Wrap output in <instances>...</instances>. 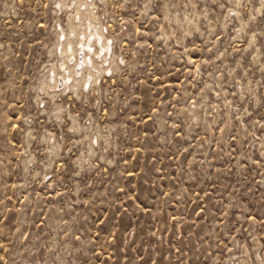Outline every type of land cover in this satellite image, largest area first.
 Segmentation results:
<instances>
[{
	"label": "rangeland",
	"instance_id": "374dc122",
	"mask_svg": "<svg viewBox=\"0 0 264 264\" xmlns=\"http://www.w3.org/2000/svg\"><path fill=\"white\" fill-rule=\"evenodd\" d=\"M84 1L0 0V264H264V0H86L43 90Z\"/></svg>",
	"mask_w": 264,
	"mask_h": 264
},
{
	"label": "bare ground",
	"instance_id": "6f19581e",
	"mask_svg": "<svg viewBox=\"0 0 264 264\" xmlns=\"http://www.w3.org/2000/svg\"><path fill=\"white\" fill-rule=\"evenodd\" d=\"M88 3L89 2H87L86 0L84 1V6L87 7L86 13H77L76 17L78 16V22L76 24L73 22L74 18L72 16V18L70 17L71 20L69 22V29L67 31L60 29V33L58 34L57 38V44L58 46H60V50L58 51L60 57L58 63H60V67L59 69L57 67L53 68L50 71L51 73H47L52 83L47 85V81L45 82V80L43 79V81L41 82V88L43 90L45 87V90L48 87L54 90L55 88L57 89V87H59L57 76H59L60 74H62V77L64 79L63 90H76L77 86L83 84V70L89 69L88 63H90L91 66H94L95 63H98L97 59H101L102 63H116L114 60H110L111 57L108 59L111 48L110 45L106 43V36L104 37L105 34L104 32L102 33V29H94V31L91 29L92 27L90 28V24H92L90 23L92 18L91 14L93 12H90V4H92V2H90L89 4ZM85 22L89 24L87 27L84 26ZM97 47H99V50L97 49ZM78 55H82L83 58L79 59ZM79 60L82 61L80 62ZM88 74L91 77V80L87 81L88 84H90L91 82H95L94 75L89 71Z\"/></svg>",
	"mask_w": 264,
	"mask_h": 264
}]
</instances>
